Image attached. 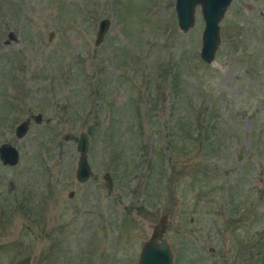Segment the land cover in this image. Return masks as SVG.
<instances>
[{
    "label": "rangeland",
    "instance_id": "374dc122",
    "mask_svg": "<svg viewBox=\"0 0 264 264\" xmlns=\"http://www.w3.org/2000/svg\"><path fill=\"white\" fill-rule=\"evenodd\" d=\"M202 26L195 6L178 30L173 0H0V147L18 153L15 165L0 160V264H134L163 214L173 264L177 253V264H254L237 242L261 233L264 243L262 0L230 1L210 64ZM82 131L93 175L78 182ZM182 138L172 151L168 140ZM253 202L254 222L248 212L230 230Z\"/></svg>",
    "mask_w": 264,
    "mask_h": 264
},
{
    "label": "water",
    "instance_id": "95a60500",
    "mask_svg": "<svg viewBox=\"0 0 264 264\" xmlns=\"http://www.w3.org/2000/svg\"><path fill=\"white\" fill-rule=\"evenodd\" d=\"M230 1L231 0H173V10L177 29L182 32L193 24L194 9L195 6H198L200 17L203 21L200 32L199 58L207 64H210L213 60L214 52L219 42L218 22ZM262 3L264 7V0H262ZM107 27L108 20L106 18H100L94 33V45H97L101 41ZM31 118L34 122H37L40 119V114L36 113L32 115ZM29 123L30 116H27L14 126L13 133L15 138H20L26 133ZM87 148V134L83 131L79 132L75 143L77 158L74 170V178L78 182H83L93 175L90 164L86 158ZM0 160L5 165H15L18 160L16 149L11 145H2V147H0ZM101 178L104 181V187L110 190L112 180L109 172H103ZM165 228L166 214H163L152 227L148 240L142 244L134 264H173L171 249L164 235Z\"/></svg>",
    "mask_w": 264,
    "mask_h": 264
},
{
    "label": "trees",
    "instance_id": "16d2710c",
    "mask_svg": "<svg viewBox=\"0 0 264 264\" xmlns=\"http://www.w3.org/2000/svg\"><path fill=\"white\" fill-rule=\"evenodd\" d=\"M126 59L127 60H131L132 58L130 57V58H128V56L126 57ZM124 65H130L128 62H124ZM162 64H159V65H157L156 66V70L159 72V74L162 72H166L165 70L166 69H169V70H171V67H169V66H172V68L173 67H176V66H174L175 64L174 63H171L167 68L165 67V66H161ZM168 65V64H167ZM166 65V66H167ZM100 74H99V77L97 76V77H95V81H97L98 80V78H99V80L98 81H100ZM97 83H99V85H100V83H101V81L100 82H97ZM97 89V88H96ZM154 89H155V92H156V94H158V92L160 91V86H159V82L157 83V84H155V87H154ZM150 91H151V89H150ZM136 93H133V96H140L139 95V93L137 92V91H135ZM94 93V92H93ZM141 101V99H139V97H134V98H131V100H130V104H128V105H130V107H132L133 108V111H134V114L132 113V115H133V117H134V115L136 116V118H137V123L135 122V121H133L134 123H135V126H136V128L138 129V131L136 130L135 132H140V130H141V123H140V120H139V114H138V105H139V103H141L140 102ZM112 107V106H111ZM83 111H82V113L80 114V117L79 118H82L83 120L82 121H85L86 119H87V117L89 116V114L91 113V111H89L90 109L89 108H87V109H82ZM93 124H95V123H93ZM88 130V132H89V130H90V128H88L87 129ZM47 138H49L47 141H45L44 143H46L47 144V142H50V141H52V140H54V136H48ZM195 140V138L194 139H192V140H189L190 141V143H192L193 141ZM187 143L188 142H185V140L182 138V141H173V140H168V146L170 147V149H172V151H183V149H185V147L187 146ZM189 144V143H188ZM46 146V145H45ZM118 147V146H117ZM143 147V146H142ZM40 148H42V147H40ZM111 151H113V153H114V155L116 154L117 155V153L119 152V151H117V148H113ZM48 152V149L46 148V153ZM152 168V166H151V163H150V165H149V167H148V170H150ZM150 175L148 174L147 176H146V181H150ZM173 180V179H172ZM173 183V187H174V189H175V179L173 180V181H171V184ZM147 184H149V183H145V186L147 185ZM147 187V186H146ZM254 190H256V188L255 187H253L252 188V192L254 191ZM253 194V193H252ZM256 204H254V202L249 206L250 207V210L251 211H249V210H247L246 212L244 211V213H243V211L242 212H239V211H237V213H235V216H234V214H233V217H229V220L227 221V223H228V227H230V230H239L240 229V225H239V223L241 222V219L243 218L242 216L245 214V213H248V212H251V217H252V220H253V222H254V220H255V216H256V214H255V211H256V209H257V207L255 206ZM231 207H230V205H228V210L230 209ZM227 210V211H228ZM235 217V218H234ZM247 218V217H246ZM247 219H249V217L247 218ZM252 220H250V222L252 221ZM230 224H234V226L232 227V225H230ZM238 224V225H237ZM246 238H248V237H246ZM246 238H244L243 239V241H238L237 243H238V246H240L241 245V243L242 242H244V243H246V247H247V253H248V256H249V261H254V264H264V243H263V240H262V235H261V233L260 234H254L253 236H251V237H249V240L248 239H246ZM248 244H249V246H248ZM179 257H180V255L177 253V254H175V256H174V264H177V262H178V259H179ZM246 263H248V262H246ZM245 263V264H246ZM210 264H213V262H211Z\"/></svg>",
    "mask_w": 264,
    "mask_h": 264
}]
</instances>
